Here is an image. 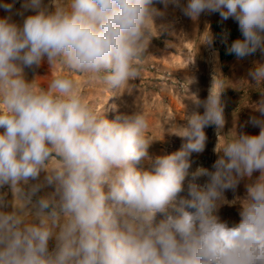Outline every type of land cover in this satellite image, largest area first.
Masks as SVG:
<instances>
[{
    "label": "clouds",
    "instance_id": "1",
    "mask_svg": "<svg viewBox=\"0 0 264 264\" xmlns=\"http://www.w3.org/2000/svg\"><path fill=\"white\" fill-rule=\"evenodd\" d=\"M194 20L218 13L242 38L226 54L238 61L264 55V0H162ZM25 0L22 26L0 18V264H264V92L243 131L219 151L211 170L191 173L190 156L205 148L207 127L225 124L222 81L214 77L202 113L172 133L185 140L168 155L150 157L143 111L108 119L79 93L70 76L47 88L26 68L63 65L116 90L139 75L140 62L162 13L154 0ZM7 11L12 5L0 4ZM216 39L211 33L206 41ZM248 76L264 85V63ZM248 81V80H246ZM249 83V81H248ZM250 84V83H249ZM221 85V87H217ZM147 160L150 167L137 165ZM41 173H44L41 179ZM258 173L255 178L253 174ZM206 177L203 185L197 178ZM239 222L218 216L217 201L242 180ZM45 187L53 191L40 195ZM11 207V211L5 209ZM158 213L164 219L156 222ZM50 241L54 247L50 248Z\"/></svg>",
    "mask_w": 264,
    "mask_h": 264
},
{
    "label": "rangeland",
    "instance_id": "2",
    "mask_svg": "<svg viewBox=\"0 0 264 264\" xmlns=\"http://www.w3.org/2000/svg\"><path fill=\"white\" fill-rule=\"evenodd\" d=\"M3 3H6L5 0H0V4ZM181 3L186 4L187 0H181ZM12 5L10 15L16 19L18 4ZM154 6L162 13L155 18L158 33L153 29V38L146 56L140 62L138 77L121 88L110 90L102 82L91 81L86 74L73 72L60 64L50 68L46 60L38 68H26L28 75L25 77L31 81L38 76V86L47 88L53 78L70 76L77 82L79 93L86 102L98 113H105L110 120L117 115L143 111L148 121L145 135L151 141L148 153L153 158L172 154L181 148L185 140L173 134L171 129L186 126V117L203 112L198 101L207 97L213 78L219 77L225 88L221 95L225 124L219 134L215 126L205 128L207 139L204 150L191 154L190 175L184 182L183 191L178 195V199L188 198L191 173L198 168L211 170L219 155L214 151L216 145V150L219 151L236 137L242 124L245 125L243 131L258 135L259 128L246 124V121L253 115H259L253 109L254 103L260 99L259 92H264V85H254L248 73L256 62L264 63V55L257 51L238 61L226 54L225 46L218 39L222 29L228 30L234 39L241 38L238 24L231 18L221 22L219 14L215 13L201 14L193 20L184 16L180 8L171 2L165 4L162 0H154ZM6 13L7 10L0 7V18L6 17ZM210 33L216 39L208 45L206 41ZM221 51L226 54V59H221ZM137 167L147 169L150 164L147 160H142ZM257 175L258 173H254L253 178ZM43 176L44 173H41V179ZM206 180V177L201 176L196 183L203 185ZM246 183L247 178L240 182L235 192L227 190L225 198L221 197L217 201V206L222 204L217 213L221 220L229 224L239 222L240 204L246 196ZM51 191L53 188L45 187L40 195ZM162 219L164 214L158 213L156 222ZM52 247L54 241H50V248Z\"/></svg>",
    "mask_w": 264,
    "mask_h": 264
},
{
    "label": "crops",
    "instance_id": "3",
    "mask_svg": "<svg viewBox=\"0 0 264 264\" xmlns=\"http://www.w3.org/2000/svg\"><path fill=\"white\" fill-rule=\"evenodd\" d=\"M5 2L7 4H11V5L12 4H16V3L18 4V10H17V13H16L17 14L16 19H14V17H12V15H10L12 10L11 11H7V13H6V17H10L11 21L16 20L14 22L17 23L18 25L22 26L24 19L27 16L33 14V12L31 10H26L25 8L22 7V5L25 3V0H5ZM56 2H62V3L65 2L66 3L67 0H56ZM43 3L49 7L50 11L54 10V5L52 4V0H43ZM26 75H28V73L25 71V76ZM0 191L6 192L7 193V199L9 201H11L12 194H11L10 190L7 187H5L4 189H0ZM5 210L6 211H11V207H9V208H7Z\"/></svg>",
    "mask_w": 264,
    "mask_h": 264
},
{
    "label": "trees",
    "instance_id": "4",
    "mask_svg": "<svg viewBox=\"0 0 264 264\" xmlns=\"http://www.w3.org/2000/svg\"><path fill=\"white\" fill-rule=\"evenodd\" d=\"M230 56L234 57L233 55H230ZM220 57H221V59H226V54L221 51L220 52Z\"/></svg>",
    "mask_w": 264,
    "mask_h": 264
},
{
    "label": "built area",
    "instance_id": "5",
    "mask_svg": "<svg viewBox=\"0 0 264 264\" xmlns=\"http://www.w3.org/2000/svg\"><path fill=\"white\" fill-rule=\"evenodd\" d=\"M224 30H226V29L223 28L222 31H224ZM241 38H242V37H241ZM233 40H235V39L232 38L231 35H230V36H229L228 43L230 44ZM225 50H226V49H225Z\"/></svg>",
    "mask_w": 264,
    "mask_h": 264
}]
</instances>
